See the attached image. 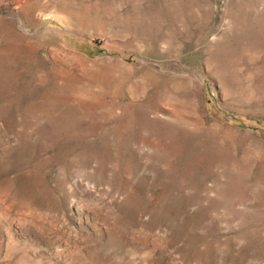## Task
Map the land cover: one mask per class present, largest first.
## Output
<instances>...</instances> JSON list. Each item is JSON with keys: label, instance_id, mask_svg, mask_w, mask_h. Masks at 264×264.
<instances>
[{"label": "rangeland", "instance_id": "rangeland-1", "mask_svg": "<svg viewBox=\"0 0 264 264\" xmlns=\"http://www.w3.org/2000/svg\"><path fill=\"white\" fill-rule=\"evenodd\" d=\"M0 264H264V0H0Z\"/></svg>", "mask_w": 264, "mask_h": 264}]
</instances>
